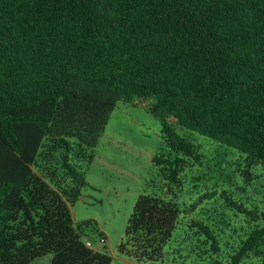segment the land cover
Returning <instances> with one entry per match:
<instances>
[{"label":"trees","instance_id":"trees-1","mask_svg":"<svg viewBox=\"0 0 264 264\" xmlns=\"http://www.w3.org/2000/svg\"><path fill=\"white\" fill-rule=\"evenodd\" d=\"M119 101H149L162 121L165 196L203 157L171 122L264 166V0H0V264L49 253L113 264L71 207L88 186L78 161L94 160ZM179 216L177 202L141 194L119 251L162 257ZM190 226L219 256L214 229ZM255 258L264 264V225L213 264Z\"/></svg>","mask_w":264,"mask_h":264},{"label":"rangeland","instance_id":"rangeland-1","mask_svg":"<svg viewBox=\"0 0 264 264\" xmlns=\"http://www.w3.org/2000/svg\"><path fill=\"white\" fill-rule=\"evenodd\" d=\"M149 101H119L99 144L89 153L94 160L78 161L88 182L83 196L71 207L76 224L93 220L84 238H95V249L113 257V264H213L217 257L232 251L256 225H264V166L248 165L239 151L182 128H173L201 146L202 163L188 168L174 195L153 158L167 151L163 124L148 107ZM171 192V191H170ZM158 194L178 203L179 221L163 256L137 259L119 251L126 239V228L141 194ZM171 194V193H170ZM209 224L221 244L216 256L207 250L203 234L191 222ZM105 244L99 243L101 234ZM53 253L36 258L31 264H50ZM247 264H260L255 258Z\"/></svg>","mask_w":264,"mask_h":264},{"label":"built area","instance_id":"built-area-1","mask_svg":"<svg viewBox=\"0 0 264 264\" xmlns=\"http://www.w3.org/2000/svg\"><path fill=\"white\" fill-rule=\"evenodd\" d=\"M107 237L106 236H101L99 243L105 244L107 242ZM87 245L89 247L95 248V243H97V240L93 241L92 239H87L86 241Z\"/></svg>","mask_w":264,"mask_h":264}]
</instances>
